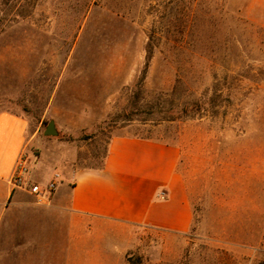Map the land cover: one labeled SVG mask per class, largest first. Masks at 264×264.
Wrapping results in <instances>:
<instances>
[{"label":"rangeland","instance_id":"rangeland-1","mask_svg":"<svg viewBox=\"0 0 264 264\" xmlns=\"http://www.w3.org/2000/svg\"><path fill=\"white\" fill-rule=\"evenodd\" d=\"M3 111L73 169L100 168L114 136L175 146L192 219L105 224L71 251L33 219L40 245L0 264L264 263V0H0Z\"/></svg>","mask_w":264,"mask_h":264},{"label":"crops","instance_id":"crops-1","mask_svg":"<svg viewBox=\"0 0 264 264\" xmlns=\"http://www.w3.org/2000/svg\"><path fill=\"white\" fill-rule=\"evenodd\" d=\"M48 142L38 137L37 130L29 131L25 117L0 112L1 258L40 245V232L29 231L33 219L38 230L45 228L43 218L51 221L58 251L83 250L100 236L105 224L175 232L189 227L192 208L177 174L175 146L150 138L114 136L100 168L73 169L74 157L63 152L60 142ZM25 148L34 149L39 157L30 168L34 181L40 182L45 174L61 175L45 204L9 185L15 161ZM160 191L166 192L165 199L158 197ZM61 238L66 241L62 243Z\"/></svg>","mask_w":264,"mask_h":264},{"label":"built area","instance_id":"built-area-1","mask_svg":"<svg viewBox=\"0 0 264 264\" xmlns=\"http://www.w3.org/2000/svg\"><path fill=\"white\" fill-rule=\"evenodd\" d=\"M38 159L39 157L34 151H30L27 148L21 150L15 161L9 185L13 190H19L35 197L37 204H45V202L49 201L61 181V175L55 172L52 179L46 184H39L34 181L30 176V168ZM158 197L165 199L166 192L160 191Z\"/></svg>","mask_w":264,"mask_h":264},{"label":"water","instance_id":"water-1","mask_svg":"<svg viewBox=\"0 0 264 264\" xmlns=\"http://www.w3.org/2000/svg\"><path fill=\"white\" fill-rule=\"evenodd\" d=\"M44 125H45V123H44ZM43 134L45 136H56L58 134L53 121H50L46 124V127H45Z\"/></svg>","mask_w":264,"mask_h":264},{"label":"trees","instance_id":"trees-1","mask_svg":"<svg viewBox=\"0 0 264 264\" xmlns=\"http://www.w3.org/2000/svg\"><path fill=\"white\" fill-rule=\"evenodd\" d=\"M151 43L149 42L148 44H147V50H148V52L150 53V51H151ZM185 110V109H184ZM182 112H185V111H182ZM253 264H264L263 262H258V263H253Z\"/></svg>","mask_w":264,"mask_h":264}]
</instances>
